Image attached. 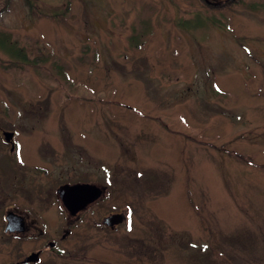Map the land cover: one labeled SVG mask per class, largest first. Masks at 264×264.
<instances>
[{"label":"rangeland","instance_id":"374dc122","mask_svg":"<svg viewBox=\"0 0 264 264\" xmlns=\"http://www.w3.org/2000/svg\"><path fill=\"white\" fill-rule=\"evenodd\" d=\"M204 1L9 0L0 12V126L49 145L41 207L42 179L25 192L22 166L19 191L0 185L35 229L49 215L52 250L29 264H264V0ZM67 182L102 188L71 224L56 191ZM35 239H0V264Z\"/></svg>","mask_w":264,"mask_h":264},{"label":"flooded vegetation","instance_id":"af4514ba","mask_svg":"<svg viewBox=\"0 0 264 264\" xmlns=\"http://www.w3.org/2000/svg\"><path fill=\"white\" fill-rule=\"evenodd\" d=\"M20 133L17 129H6L4 126H0V185L1 186H7V181H12L13 184L12 189H15V192L17 190L19 191L20 186H23L26 183H23L20 177H17V174H14V172H17L18 169L22 166V168H25V172L30 171V177L26 180L27 186L24 185L27 189L25 192L34 193L36 190L32 188V180L36 183V181H39V179H42L41 182H38L39 185L37 187V192L34 193V201H37V196L41 195L40 198L44 195H47L48 193H52L53 191V185L50 177V168L47 165H42L37 162L44 154L47 153V150L49 149V145L45 143L38 142L35 140L32 144L26 145V142H23L25 138H19ZM34 147L33 149H28L27 146ZM49 151V150H48ZM33 154L34 156H32ZM29 155H31L34 159L30 160ZM47 157V155H46ZM38 163V164H37ZM32 180H31V179ZM68 183V182H67ZM77 183H86V182H77ZM64 184V183H63ZM70 184V183H69ZM75 184V182L73 183ZM95 184V183H93ZM62 184H59V186ZM98 185V184H96ZM57 187V193L58 188ZM99 186V185H98ZM8 187V186H7ZM3 189V187H2ZM11 190V189H10ZM31 195V194H30ZM15 197V196H14ZM60 197V196H59ZM16 198V197H15ZM62 200V199H61ZM41 202L37 201L36 205L38 207H41ZM91 202L86 205L83 209L79 210L76 214L72 215L69 212L70 218L66 220L68 224H71L73 217H79L81 216V212L84 211L86 208H88ZM16 205L12 206H5L4 201H0V239L6 238H13V239H19L23 236H28L30 238H37L41 239V243H43L36 251L38 253L39 259L41 258V255L43 254V251L46 250H52L51 248L53 245L51 243H54L53 240L50 239L52 235V231H48L46 225V221L49 220V215L44 211V209H41L40 216L44 220V229H35V221L34 219H28L29 216L26 213H23L17 208ZM8 215L12 218V224L11 226H8ZM17 216H22L23 220H20L17 218ZM69 231V230H67ZM66 234L65 232L61 234V237L63 238ZM35 239V240H37ZM1 243V241H0ZM46 244H48V247H46ZM23 261V262H22ZM30 262V261H29ZM29 262H24L23 259H18L16 261V264H29ZM14 263V262H13ZM14 263V264H15Z\"/></svg>","mask_w":264,"mask_h":264},{"label":"water","instance_id":"95a60500","mask_svg":"<svg viewBox=\"0 0 264 264\" xmlns=\"http://www.w3.org/2000/svg\"><path fill=\"white\" fill-rule=\"evenodd\" d=\"M205 1L211 2L210 0ZM58 194L62 199L63 204L69 210L70 214L74 215L79 210L86 207L88 203L98 199L102 194V188L96 184L88 182L75 184L64 183L59 186ZM17 218L23 220L22 216H17ZM124 218V213H112L105 217L104 222L110 226H114L117 223L123 221ZM8 219L9 222L7 227L11 226L12 224L11 216L8 215ZM51 245H53V243H51ZM38 258V253L33 252L24 259V262L36 261Z\"/></svg>","mask_w":264,"mask_h":264},{"label":"trees","instance_id":"16d2710c","mask_svg":"<svg viewBox=\"0 0 264 264\" xmlns=\"http://www.w3.org/2000/svg\"><path fill=\"white\" fill-rule=\"evenodd\" d=\"M204 1V0H203ZM211 2H206L204 1V4L210 8H225V7H230L231 5L240 3L242 0H210ZM9 0H0V12L3 11L8 7ZM16 44L17 43H13ZM10 48H5L7 52H11L16 55L17 59L25 61L27 58V52L24 47H19L16 48L13 45L9 46ZM10 53V54H11Z\"/></svg>","mask_w":264,"mask_h":264}]
</instances>
